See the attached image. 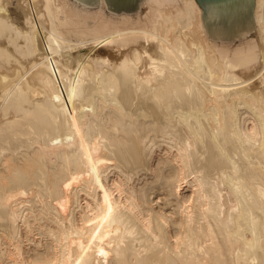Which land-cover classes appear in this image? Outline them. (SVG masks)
I'll return each mask as SVG.
<instances>
[{"label": "bare ground", "instance_id": "1", "mask_svg": "<svg viewBox=\"0 0 264 264\" xmlns=\"http://www.w3.org/2000/svg\"><path fill=\"white\" fill-rule=\"evenodd\" d=\"M0 0V264H264V0Z\"/></svg>", "mask_w": 264, "mask_h": 264}, {"label": "water", "instance_id": "2", "mask_svg": "<svg viewBox=\"0 0 264 264\" xmlns=\"http://www.w3.org/2000/svg\"><path fill=\"white\" fill-rule=\"evenodd\" d=\"M96 5L98 0H80ZM142 0H106L107 8L135 11ZM202 8V22L211 39L231 40L242 37L256 27L254 0H196Z\"/></svg>", "mask_w": 264, "mask_h": 264}, {"label": "rangeland", "instance_id": "3", "mask_svg": "<svg viewBox=\"0 0 264 264\" xmlns=\"http://www.w3.org/2000/svg\"><path fill=\"white\" fill-rule=\"evenodd\" d=\"M121 9L123 10V8H120V10H121Z\"/></svg>", "mask_w": 264, "mask_h": 264}]
</instances>
